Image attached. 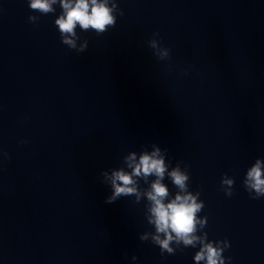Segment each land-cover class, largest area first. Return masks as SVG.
<instances>
[{
	"label": "clouds",
	"instance_id": "obj_1",
	"mask_svg": "<svg viewBox=\"0 0 264 264\" xmlns=\"http://www.w3.org/2000/svg\"><path fill=\"white\" fill-rule=\"evenodd\" d=\"M55 5H59L61 13L55 19L54 24L60 34L62 44L70 50L77 53H83L88 48V40L77 35V27L82 32H95L101 36L114 28L117 24V16H123L124 12L118 7L117 0H28V7L33 12L40 15L55 13ZM30 22L39 20L38 15H30ZM159 32H154L152 38L147 41L149 49L158 61H168L171 59V50L163 46L162 39H158ZM171 70V64L168 65ZM183 74H187L185 71ZM27 119V117H25ZM21 144L28 141L21 140ZM153 151H143L137 160L133 152L126 157L130 172L123 169L114 170L109 175L103 172L104 181L110 183L112 192L105 203L111 204L122 196L140 193L137 189L135 178H144L147 181L149 176H155L156 179L151 182L150 189L147 190V200L150 202L148 212V223L155 228V234L144 233L139 236L141 241H149L159 247L161 256L165 253L174 255L181 244L186 248L191 246L199 250L194 254L196 264H231L232 257H225L223 253L230 248V242L227 238L223 240H209L207 232L201 235L196 233L203 230L207 225V217H198V213L205 207L204 201L200 200L199 191L192 192L189 190L190 173L188 165L182 170L180 165L182 161L177 162L176 167L168 171L169 165L165 163V154L167 149L162 150L155 144L152 145ZM0 157L10 159L9 153L0 149ZM3 161L0 160V163ZM171 179L172 184L176 187L177 192L172 199H168L169 188L162 183L165 174ZM235 180L226 173L222 174L221 189L225 195H233ZM243 186L248 192L251 199H260L264 197V159L257 158L255 163L247 169L243 179ZM175 244V248L170 246ZM137 257L134 255L132 260Z\"/></svg>",
	"mask_w": 264,
	"mask_h": 264
}]
</instances>
